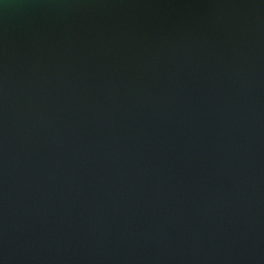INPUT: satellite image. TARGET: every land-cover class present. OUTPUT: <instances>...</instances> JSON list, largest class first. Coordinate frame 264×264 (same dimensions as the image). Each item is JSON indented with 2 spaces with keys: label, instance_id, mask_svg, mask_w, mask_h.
Instances as JSON below:
<instances>
[{
  "label": "water",
  "instance_id": "95a60500",
  "mask_svg": "<svg viewBox=\"0 0 264 264\" xmlns=\"http://www.w3.org/2000/svg\"><path fill=\"white\" fill-rule=\"evenodd\" d=\"M0 264H264V0H0Z\"/></svg>",
  "mask_w": 264,
  "mask_h": 264
}]
</instances>
